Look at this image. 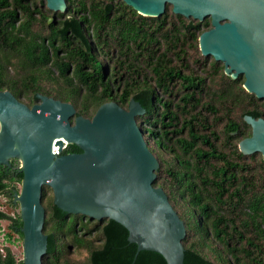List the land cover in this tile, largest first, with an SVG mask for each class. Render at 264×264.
<instances>
[{
	"label": "trees",
	"instance_id": "obj_1",
	"mask_svg": "<svg viewBox=\"0 0 264 264\" xmlns=\"http://www.w3.org/2000/svg\"><path fill=\"white\" fill-rule=\"evenodd\" d=\"M66 1L68 12L57 15L65 18L50 22L46 0H0V92L29 107L38 94L53 97L90 119L103 104L128 108L136 100L160 162L156 186L186 225L184 264H264V159L239 148L252 135L245 116L264 119V100L245 90L243 77L226 75L223 63L191 54L201 52L211 20L187 19L172 6L150 18L123 0ZM74 150L81 152L76 145L66 152ZM7 170L0 167V195L12 201L23 174ZM44 207V264H71L61 259L59 242L67 240L88 249L87 264H167L158 253L137 254L115 221L69 215L54 197ZM0 221L23 239L20 215L0 210ZM93 232L101 233L99 247L86 240ZM0 264L23 262L7 248Z\"/></svg>",
	"mask_w": 264,
	"mask_h": 264
},
{
	"label": "water",
	"instance_id": "obj_2",
	"mask_svg": "<svg viewBox=\"0 0 264 264\" xmlns=\"http://www.w3.org/2000/svg\"><path fill=\"white\" fill-rule=\"evenodd\" d=\"M123 2L144 17L160 18L172 6L187 19H210L212 28L199 38L202 56L223 63L233 80L243 77L245 90L264 100V0ZM46 4L55 14L68 12L66 0ZM37 99L29 107L10 91L0 92V167L11 168L15 160L23 174L20 190L12 194L22 222L23 264H44L48 253L45 187L64 213L122 225L137 254L155 252L167 264H184L186 225L156 186L160 162L137 121L146 109L134 99L128 108L109 102L90 119L78 116L71 103L41 94ZM244 120L252 135L240 142V151L264 159V119ZM65 144L81 152L67 153Z\"/></svg>",
	"mask_w": 264,
	"mask_h": 264
},
{
	"label": "rangeland",
	"instance_id": "obj_3",
	"mask_svg": "<svg viewBox=\"0 0 264 264\" xmlns=\"http://www.w3.org/2000/svg\"><path fill=\"white\" fill-rule=\"evenodd\" d=\"M48 15L51 18L56 15V19L53 22H60L64 18H60L57 16L58 14L53 13L52 11L48 12ZM200 51V50H199ZM201 52H191V54L196 55L197 57H201ZM212 60L211 58L209 59ZM151 146H153L152 141H150ZM21 184L16 186V190H20ZM53 198V191L51 188L45 189V197L43 200V205L45 206L51 199ZM11 199H8L5 195H0V210L8 213L11 217H16L17 214L20 213L19 207H12ZM177 209L181 212L183 206H177ZM94 223V222H93ZM52 224H50L49 228H51ZM5 234V240L3 241L6 246L12 249L16 258L19 261L23 260V239L12 232L10 229L9 221L0 222V239H2V235ZM91 244L93 243V247H99L102 244L101 233L93 232L91 235L86 237ZM60 249H62L61 259L64 262H69L71 264H87L90 254L87 248H79L73 244L72 241H60Z\"/></svg>",
	"mask_w": 264,
	"mask_h": 264
},
{
	"label": "built area",
	"instance_id": "obj_4",
	"mask_svg": "<svg viewBox=\"0 0 264 264\" xmlns=\"http://www.w3.org/2000/svg\"><path fill=\"white\" fill-rule=\"evenodd\" d=\"M68 147L67 144H65L64 146V150H66ZM57 148V147H56ZM55 153H59V150L57 148V150L55 151ZM20 214V213H19ZM17 214V215H19ZM15 218V217H14ZM2 222V221H0ZM5 240V234L2 235V239H0V257L4 258L7 255V248H9L8 246L5 245V243L3 242Z\"/></svg>",
	"mask_w": 264,
	"mask_h": 264
},
{
	"label": "flooded vegetation",
	"instance_id": "obj_5",
	"mask_svg": "<svg viewBox=\"0 0 264 264\" xmlns=\"http://www.w3.org/2000/svg\"><path fill=\"white\" fill-rule=\"evenodd\" d=\"M72 153H80V152H77L76 150H74V152H72ZM12 167L10 168V167H8V172H14V170H15V168H16V166L18 165V163H17V161H12Z\"/></svg>",
	"mask_w": 264,
	"mask_h": 264
}]
</instances>
